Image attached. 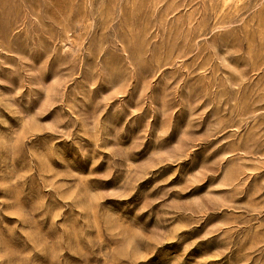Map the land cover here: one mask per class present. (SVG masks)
Segmentation results:
<instances>
[{
    "label": "rangeland",
    "instance_id": "374dc122",
    "mask_svg": "<svg viewBox=\"0 0 264 264\" xmlns=\"http://www.w3.org/2000/svg\"><path fill=\"white\" fill-rule=\"evenodd\" d=\"M0 264H264V0H0Z\"/></svg>",
    "mask_w": 264,
    "mask_h": 264
}]
</instances>
